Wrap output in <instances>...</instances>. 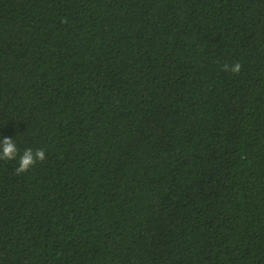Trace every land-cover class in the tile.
I'll use <instances>...</instances> for the list:
<instances>
[{"label": "trees", "instance_id": "obj_1", "mask_svg": "<svg viewBox=\"0 0 264 264\" xmlns=\"http://www.w3.org/2000/svg\"><path fill=\"white\" fill-rule=\"evenodd\" d=\"M4 138L0 264H264V0H0Z\"/></svg>", "mask_w": 264, "mask_h": 264}, {"label": "clouds", "instance_id": "obj_2", "mask_svg": "<svg viewBox=\"0 0 264 264\" xmlns=\"http://www.w3.org/2000/svg\"><path fill=\"white\" fill-rule=\"evenodd\" d=\"M226 70L232 73H239L241 70V64L235 62L231 67L224 66ZM18 148L12 138H4L0 141V159L15 160L18 155ZM45 159V151L37 149L35 152L31 148L25 149L18 159V167L15 169L16 174L26 172L37 161H43Z\"/></svg>", "mask_w": 264, "mask_h": 264}]
</instances>
